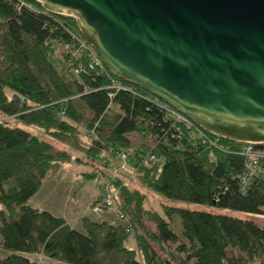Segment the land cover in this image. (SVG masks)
Segmentation results:
<instances>
[{
    "label": "trees",
    "instance_id": "obj_1",
    "mask_svg": "<svg viewBox=\"0 0 264 264\" xmlns=\"http://www.w3.org/2000/svg\"><path fill=\"white\" fill-rule=\"evenodd\" d=\"M72 34L89 46L74 18L47 13L35 0H0V264H264V226L172 205H164L162 215L151 212L143 206L146 195L119 179L116 209L123 224L82 216L81 233L29 204L61 164L72 162L71 148L101 162L103 153L125 152L137 168L135 180L166 200L264 216V180L255 177L245 193L239 187L248 144L172 125L156 105L163 102L104 65L89 69L87 52L73 56L79 47ZM55 46L63 55L59 69ZM111 80L131 92L108 88ZM131 135L147 140L133 149ZM252 148L264 152V144ZM149 154L157 160L140 166Z\"/></svg>",
    "mask_w": 264,
    "mask_h": 264
},
{
    "label": "water",
    "instance_id": "obj_2",
    "mask_svg": "<svg viewBox=\"0 0 264 264\" xmlns=\"http://www.w3.org/2000/svg\"><path fill=\"white\" fill-rule=\"evenodd\" d=\"M110 74L203 131L264 144V0H35Z\"/></svg>",
    "mask_w": 264,
    "mask_h": 264
},
{
    "label": "rangeland",
    "instance_id": "obj_3",
    "mask_svg": "<svg viewBox=\"0 0 264 264\" xmlns=\"http://www.w3.org/2000/svg\"><path fill=\"white\" fill-rule=\"evenodd\" d=\"M63 16V15H62ZM53 60L55 61L56 67L59 69L63 62L62 50L58 47H54ZM11 126H18L21 128H25L27 131L36 134L40 139L44 141H49L55 147L59 149H67L66 146L62 144H57L52 142L49 137L42 131L33 128L23 126L22 124L12 121ZM81 135L85 134L83 130L80 131ZM131 148H137L145 144L147 139L140 138L138 135H131ZM85 142H87L86 137L83 138ZM84 144V143H83ZM149 145V143H146ZM86 145V144H85ZM72 162L61 164L57 173L50 178L45 184L39 189V191L33 196V198L29 201V204L33 207H36L40 210L48 211L56 217H61L64 219H71L74 213L79 212L81 216H85L92 221H108L111 224H123L121 220H119L117 216V212L114 208L108 209L99 216V214L93 213L89 210L91 203L97 197L99 193V188L101 184L107 182V180H111V178L117 179H125L129 177V172L132 170L131 166H126V168L121 169L123 167V163L119 160L113 159L108 153H103L102 156L105 158L103 162L101 161H91L85 158L84 154L72 150L69 148ZM79 159L80 162H76ZM87 173V175H85ZM127 188L130 190L137 189L144 193L145 200L143 202L144 209L150 210L151 212H157L162 215V208L164 205H172L177 207L188 208L191 210L197 211H209L213 213H223L225 215H231L236 218H244L251 219L256 222L260 226H264V216L259 215H250L243 214L240 212H230V211H219L211 208H207L205 206L195 205V204H186L183 202L177 201H169L162 197L157 196L156 194L148 191L140 184L139 180L131 179L128 183ZM86 192H90V195ZM81 196L82 200H89L90 204L88 207L81 205L80 203L74 201L73 195ZM97 195V196H96ZM87 202V203H88ZM1 208V207H0ZM79 215V216H80ZM147 227L154 231V225L145 222ZM71 226L74 230L83 232L81 225L79 222H72ZM134 242L131 239L128 243V246L132 248ZM154 249L160 254L158 248L154 246ZM228 255L231 257H241V254L237 250H229ZM170 264H176L175 262H171ZM247 264H258L247 263Z\"/></svg>",
    "mask_w": 264,
    "mask_h": 264
},
{
    "label": "built area",
    "instance_id": "obj_4",
    "mask_svg": "<svg viewBox=\"0 0 264 264\" xmlns=\"http://www.w3.org/2000/svg\"><path fill=\"white\" fill-rule=\"evenodd\" d=\"M72 38L77 41L78 49L76 51L72 52V55H77L80 51L87 52L86 56L90 60L88 63L89 69H94V67H102V62L100 58L98 57L97 53L94 51V49L89 45L87 46L86 43L77 37L76 35L72 34ZM66 51H70V47L66 46L64 48ZM81 71H83L82 67L78 66ZM103 68V67H102ZM77 72V71H76ZM115 90H121V91H129L128 88L116 83L114 80H111V86L108 87ZM160 110H162L167 118L173 119L172 125L175 126V123H180L185 126H187L189 129L195 131L198 135L201 137H204L202 132L203 130L199 128L197 125H195L193 122H191L189 119L181 115L180 113L173 110L171 107L167 106L166 104H156ZM219 138V137H218ZM210 144L214 145V143L210 142ZM247 144V143H246ZM249 146L244 148V155L249 158L248 163L245 164V172L240 176L239 178V187L240 191L242 193H245L250 186L252 180L255 177H259L260 179L264 180V152L255 151L252 147L257 144H251L248 143ZM113 159L119 160L121 163H123V167L121 169L126 168V166H131V171L129 172V177L127 180L121 179V185L128 186L127 182L129 183L131 179H135L136 174V167H133L130 163L129 155L125 152L118 153L115 156H113ZM157 158L155 155L149 154L147 158L140 164V166H148L151 161H156ZM126 165V166H125ZM117 178H112L111 182H106L104 184H101L99 188V194L94 200V202L91 203V206L89 210L93 213L102 215V213L108 209L114 208L117 212V216L119 220L124 222L125 218L124 215L117 211L116 209V194L117 189L114 186V183ZM120 180V179H119Z\"/></svg>",
    "mask_w": 264,
    "mask_h": 264
},
{
    "label": "crops",
    "instance_id": "obj_5",
    "mask_svg": "<svg viewBox=\"0 0 264 264\" xmlns=\"http://www.w3.org/2000/svg\"><path fill=\"white\" fill-rule=\"evenodd\" d=\"M87 194L90 195V192H86V195H87ZM98 194H99V193H98ZM98 194H97V195H98ZM97 195H96V196H97ZM73 197L75 198L74 201L80 203L81 205H83V206H85V207H88V205H89L90 202H91V201L88 202L89 200H85V199L82 200L83 198H82L81 196H80V197L77 196L76 194H74ZM94 198H96V197H94ZM87 202H88V203H87ZM35 208H36V207H35ZM37 209H38V208H37ZM39 210H40V209H39ZM43 211H44V210H43ZM47 212H48V211H47ZM49 213H50V212H49ZM50 214H51V213H50ZM52 215H53V214H52ZM79 215H80L79 212L74 213L73 217H72L70 220H69V219H65V220H66V222L71 226V223H72V222H76V221L79 222V218L82 217L81 215H80V216H79ZM53 216H54V215H53ZM63 219H64V218H63ZM79 224H80V223H79ZM71 227H72V226H71ZM134 246H135V244H133L132 248H133Z\"/></svg>",
    "mask_w": 264,
    "mask_h": 264
}]
</instances>
